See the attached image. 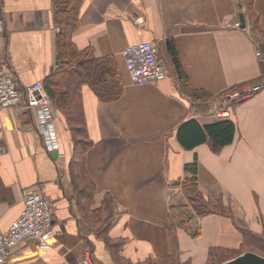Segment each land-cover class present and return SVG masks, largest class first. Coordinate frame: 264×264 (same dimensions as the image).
I'll return each instance as SVG.
<instances>
[{"label": "crops", "instance_id": "crops-1", "mask_svg": "<svg viewBox=\"0 0 264 264\" xmlns=\"http://www.w3.org/2000/svg\"><path fill=\"white\" fill-rule=\"evenodd\" d=\"M58 3L2 0L0 53L20 85H45L60 64L57 40L64 29ZM137 15L144 16V29L133 24ZM74 16L65 30L68 54L61 65L67 88L58 92L82 113L92 144L83 169L72 167V136L49 95L64 160L44 149L31 110L0 108V230L20 214L22 190L31 189L49 199L54 231L50 248L25 241L4 264H81L88 249L94 264H166L170 221L199 230L194 238L178 228L180 264H206L211 249H242V230L264 237V87L234 107L233 141L217 153L206 142L184 148L178 139L190 120L201 129L216 121L207 105L212 98L264 79V57L256 55L264 53V0H80ZM223 19L240 20L242 28L227 30ZM143 40L157 46L166 77L134 85L121 50ZM167 41L173 42L190 89L211 95L205 103L180 85ZM108 56L121 93L102 101L81 63ZM59 76L52 81L59 83ZM194 160L199 192L223 213L195 218L184 207L178 184L190 177L184 166ZM105 195L112 206L107 237L124 240L114 251L98 233ZM185 215L191 220L182 224Z\"/></svg>", "mask_w": 264, "mask_h": 264}, {"label": "trees", "instance_id": "trees-1", "mask_svg": "<svg viewBox=\"0 0 264 264\" xmlns=\"http://www.w3.org/2000/svg\"><path fill=\"white\" fill-rule=\"evenodd\" d=\"M58 13L60 15V22L63 26V33L60 34L57 40V53L59 54L60 64L55 70L53 75H50L45 79L44 88L51 98L54 101L55 105L59 107L65 117L66 123L69 127V131L72 136L73 143V154L71 156L70 165L78 166L80 169H83L84 165V154L90 148L91 142L87 138V132L85 128L84 117L82 113L76 112L69 100H67V94L58 92L59 88H67L65 85L66 79L63 74V57L68 54V51L65 49V38L68 37L69 33H66L65 30H68L71 25L76 22L74 12L76 6L80 0H58ZM65 16V17H64ZM167 47L171 55V60L174 66V70L180 82L182 88L187 91L194 100H202V102L208 101L211 98V95L206 94L201 91L191 90L188 86L186 76L184 75L177 55L175 53L173 42L167 41ZM62 59V60H61ZM110 59V60H109ZM111 57H105L104 59H92L82 62L81 66L85 69V72L88 73V77L92 90L102 101H110L114 98H117L121 93V88L119 85V76L114 75L111 70L110 62ZM59 73L62 76H59V83L55 80V83L52 81L53 77ZM117 74V73H116ZM118 75V74H117ZM254 81L252 83H255ZM69 88V87H68ZM236 88V87H235ZM76 91V90H73ZM77 92V91H76ZM68 93V92H67ZM235 132V126L232 119L226 120H217L212 124L204 126L201 129L195 121L190 120L184 124L179 132L178 139L181 142V145L184 148H192L196 144L203 142L208 143L211 150L217 153L221 148L226 145H229L233 141ZM184 170L190 174V177H185L182 182H180V187L183 195L186 198V204L184 207H187L191 210L193 215L196 217H202L211 213H223L222 210L216 207L212 209V206L205 202L202 194L197 188V162L194 160L192 163H188L184 166ZM92 190V185L90 186ZM111 198L109 195H105L102 200V205L98 209V214L102 215V229H99V234L102 233V240L104 241L106 247L110 251L118 250L124 244V240H111L107 237V233L111 228V222L108 221L111 216ZM190 215V214H189ZM185 215L186 220L180 221L182 224H186L191 220V216ZM180 227L170 221L165 225L166 232V241H167V262L166 264H180L179 262V243L177 237V230ZM184 228L192 237H197L199 235V230L197 228L191 227H180ZM243 237V247L238 251H228L224 249H211L208 254V261L206 264H220L230 258H233L243 251H245V245L249 247L250 251L256 252L260 255H263L264 251V237L255 236L252 233L242 230ZM264 256V255H263ZM121 264H132V263H121ZM136 264H151V261L146 260L144 262Z\"/></svg>", "mask_w": 264, "mask_h": 264}, {"label": "built area", "instance_id": "built-area-1", "mask_svg": "<svg viewBox=\"0 0 264 264\" xmlns=\"http://www.w3.org/2000/svg\"><path fill=\"white\" fill-rule=\"evenodd\" d=\"M2 0H0V7ZM138 29L145 28V18L137 15L132 20ZM221 27L227 30H239V20L230 21L223 19ZM58 31V29H55ZM5 33V22L0 15V37ZM157 46L150 41L125 46L121 56L130 83L144 85L151 81H160L166 77L164 68L159 61ZM258 57H263L257 52ZM255 83H246L236 89L223 91L212 98L207 105L210 106L212 116L221 120L231 119L230 107L235 102L251 98L264 86V79ZM15 107L31 110L36 119V127L41 143L48 152H57L60 160L65 159V153L60 152V140L56 129V111L53 109L48 94L40 81L29 85H20L14 77L7 57L0 53V108ZM52 210L49 199L39 191L31 189L22 190V209L18 217L13 220L6 230H0V264L12 258L15 250L25 241L38 244L40 249L51 247V238L54 235L52 228ZM81 264H94L90 251L82 254Z\"/></svg>", "mask_w": 264, "mask_h": 264}, {"label": "water", "instance_id": "water-1", "mask_svg": "<svg viewBox=\"0 0 264 264\" xmlns=\"http://www.w3.org/2000/svg\"><path fill=\"white\" fill-rule=\"evenodd\" d=\"M243 21V19H242ZM58 64L56 60V65ZM56 154V153H55ZM220 264H264V256L253 252V251H245L240 253L239 255L230 258Z\"/></svg>", "mask_w": 264, "mask_h": 264}, {"label": "rangeland", "instance_id": "rangeland-1", "mask_svg": "<svg viewBox=\"0 0 264 264\" xmlns=\"http://www.w3.org/2000/svg\"><path fill=\"white\" fill-rule=\"evenodd\" d=\"M263 87H264V86H263ZM263 87H262V88H263ZM243 101H244V100H243ZM243 101L235 102V104L237 105V104H239V103H241V102H243ZM203 103H205V102H203ZM230 105H231V104H229L230 117H231V119H232V111H233V109H234V107H235L236 105H235L234 107H232V106L230 107ZM215 119H216V121H217V120H221V119H218V118H215ZM189 227H191V226H189ZM191 228H193V227H191ZM260 252H262L263 255H264V251H260ZM263 255H262V256H263Z\"/></svg>", "mask_w": 264, "mask_h": 264}]
</instances>
